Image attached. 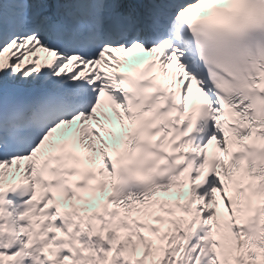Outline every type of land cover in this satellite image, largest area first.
Instances as JSON below:
<instances>
[{"label": "snow or ice", "instance_id": "1", "mask_svg": "<svg viewBox=\"0 0 264 264\" xmlns=\"http://www.w3.org/2000/svg\"><path fill=\"white\" fill-rule=\"evenodd\" d=\"M0 264H264V0H0Z\"/></svg>", "mask_w": 264, "mask_h": 264}]
</instances>
